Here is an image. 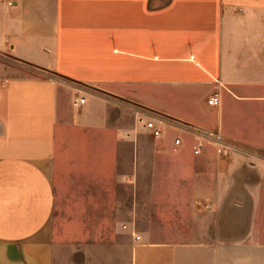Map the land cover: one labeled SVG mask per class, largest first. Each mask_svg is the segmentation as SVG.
Returning a JSON list of instances; mask_svg holds the SVG:
<instances>
[{"label":"crops","instance_id":"0c3cea01","mask_svg":"<svg viewBox=\"0 0 264 264\" xmlns=\"http://www.w3.org/2000/svg\"><path fill=\"white\" fill-rule=\"evenodd\" d=\"M0 54V264H264V0H0Z\"/></svg>","mask_w":264,"mask_h":264},{"label":"rangeland","instance_id":"374dc122","mask_svg":"<svg viewBox=\"0 0 264 264\" xmlns=\"http://www.w3.org/2000/svg\"><path fill=\"white\" fill-rule=\"evenodd\" d=\"M0 63L4 64L6 68L9 66H12L15 64L14 60L5 57L0 54ZM16 66V65H15ZM28 69V68H27ZM29 70V69H28ZM144 155L149 158L148 162L144 163V168H142V176L138 178V185L137 189H152V178H151V150L147 146V149L144 151ZM121 189H129L128 186L125 188V186H121ZM153 202L152 201H146L143 204L142 211L145 216L149 217L144 218L145 220H141L139 223L140 227L146 228L149 222H156L157 221V216H156V211L153 208ZM139 222V221H138ZM143 222V224H142ZM80 248V250H79ZM82 249V250H81ZM83 247H77V245H72V244H64L62 245V248L60 252L57 254L56 257V264H84L85 262H89L91 264H106V254L105 252H100L99 249L96 248V251H93V253H90L88 255L84 254ZM96 252L97 256L94 255ZM108 256V255H107Z\"/></svg>","mask_w":264,"mask_h":264},{"label":"built area","instance_id":"2783aa9c","mask_svg":"<svg viewBox=\"0 0 264 264\" xmlns=\"http://www.w3.org/2000/svg\"><path fill=\"white\" fill-rule=\"evenodd\" d=\"M219 96H220L219 91H215L213 93L212 97L209 99V102L211 104H218ZM85 102H86L85 96H81L80 98H78L76 100L77 105H82ZM139 122L143 123L146 130L149 133H151L152 135H154L155 137H159V136L163 135V133H164L163 125L166 123V121L164 119H160L157 116H147L145 114H141L139 117ZM181 123L184 124V126L187 129H190L196 133H199V135H201V137H203V138L213 139L214 141H216L219 144H223L225 141V139L221 133L209 130V129L201 127V126L192 125V124L185 123V122H181ZM182 144H183V139L181 137H176L175 145L181 146ZM194 152L197 154L202 152V143L201 142H199L197 145L194 146ZM137 237H139V236H137Z\"/></svg>","mask_w":264,"mask_h":264}]
</instances>
